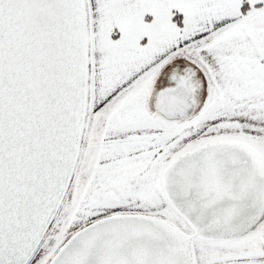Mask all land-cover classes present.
Here are the masks:
<instances>
[{
    "label": "snow or ice",
    "instance_id": "snow-or-ice-1",
    "mask_svg": "<svg viewBox=\"0 0 264 264\" xmlns=\"http://www.w3.org/2000/svg\"><path fill=\"white\" fill-rule=\"evenodd\" d=\"M0 264H264V0H0Z\"/></svg>",
    "mask_w": 264,
    "mask_h": 264
}]
</instances>
